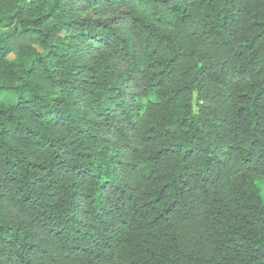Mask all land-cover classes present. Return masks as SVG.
<instances>
[{"label":"trees","instance_id":"16d2710c","mask_svg":"<svg viewBox=\"0 0 264 264\" xmlns=\"http://www.w3.org/2000/svg\"><path fill=\"white\" fill-rule=\"evenodd\" d=\"M48 2L49 0H28L27 3L25 0H0V27L8 29L7 32H0V91L16 96L15 102L0 99V125L15 121L14 127H0V148L4 149L0 151V163L6 166V180L14 182L21 177L30 179L35 176V180L31 181L35 184L37 180L47 181L52 171L51 164L45 165L28 159L15 146L22 141L24 148L31 144L49 153L54 150L53 143L47 138L33 140L39 135L37 130L24 124L23 117L18 119L21 112L29 110L30 104L44 99L39 95L40 85L30 82L38 77L41 69L47 74L46 79H53L57 75L71 77L66 85L71 92L79 91L83 95L92 96L95 89L101 87L100 81L111 73L101 72L97 79L86 78L96 71L95 65L99 64V60L93 59L92 64L79 61L100 48H112L110 56H115L116 59L104 64V68L115 67L117 78L122 79L119 80V85L113 84L104 89L106 102L95 113L102 117V121L94 122L96 128L101 123L114 127V122L119 123L120 120L125 121L126 126L134 127V120L141 115L145 105L149 109L155 105L153 90L165 83L166 78L175 70L178 59L189 61L190 68L186 74L196 81L206 79L210 85H223L225 89L239 85V81L230 85L226 80L229 68L227 60L215 59L205 64L204 56L208 54L196 55L195 49L168 55L182 47L180 43L174 42L173 32L183 41L203 38L200 42H207L210 47L222 48L239 44V50L234 55L237 59L243 58L245 62L238 68L232 66V71L245 83L238 91H221L214 97L221 105H227L231 101L237 118L219 117L216 126L241 129L243 140L229 147L234 152L239 151L243 162L250 164L264 157V7H260L261 0H144L154 6V11L148 14L152 22H146L143 17L132 15L131 12L128 21L131 35L143 37L147 41L142 46L131 44L123 35L105 36L95 30L89 32L84 21L66 19L69 11L66 5L72 3L75 6L74 0H54L52 8L45 11ZM249 14L250 20L245 24V17ZM96 27H100L99 23ZM242 33L254 34L243 36ZM150 44L154 46L150 51L144 52ZM12 51L17 53V60L7 58ZM141 53L149 57L143 67L136 62ZM46 60L54 61L55 66L44 67ZM3 65L8 67L5 69ZM17 66L19 74L13 71ZM55 84L61 87L65 85V81L57 80ZM199 87L203 85L199 84ZM33 88L36 91H31ZM125 89L128 90L127 99L136 101L134 105H125L119 99L125 95ZM174 91L178 98L181 90ZM194 95L198 97V92H194ZM205 96L207 97V90ZM100 99L97 95L92 102L98 103ZM172 99L169 97V100ZM64 102L66 97L53 96L51 107L44 111L31 110L32 120H39L47 115L49 127H63L64 122L72 116V113L57 106ZM80 102L75 98L70 101L73 108ZM181 107L191 111V104ZM200 110L207 111L206 120L212 118L213 110H210L209 105H201ZM187 119L188 116L181 119L182 126H186L183 121ZM74 135L83 136L85 140H91L97 145L106 143L105 137L89 131L87 127L78 126ZM32 155L29 151L28 156ZM62 155L63 153L56 154L57 158ZM77 155L90 159L92 154L85 152ZM56 163L63 161L56 159ZM38 173L42 175H37ZM258 181L264 184V176L251 170L249 178L243 182L246 187L236 190L238 196H217L214 201L217 206L209 210L203 222L197 224L195 235L183 238L179 243L177 237L180 233L176 228L188 223V218L178 208L171 207L177 201L173 200L169 204L160 192L153 193L141 202L138 197L134 198L129 188L114 190L115 198L119 201L115 206V215L107 207L108 198L101 199L103 192L107 191L104 184L95 192H73L72 195L77 200L72 205V212L59 222L57 230L64 232L69 239L81 242L72 245L64 258L67 260L70 256H91L89 241L95 238L103 240L105 246H110L109 240L115 242L119 239L115 229L123 231L128 228L140 234L146 243L149 240L153 244L167 240L168 243L159 256L165 260L174 258L179 264H264V199L257 186ZM21 190H24L23 187ZM112 194L109 192V195ZM49 195L53 193L50 192ZM13 229L20 230L18 225L0 223V241L14 244L13 240L7 238ZM189 251L197 255H190ZM150 252L153 249H146V254ZM3 253L4 250L0 249V254Z\"/></svg>","mask_w":264,"mask_h":264},{"label":"clouds","instance_id":"9594fccd","mask_svg":"<svg viewBox=\"0 0 264 264\" xmlns=\"http://www.w3.org/2000/svg\"><path fill=\"white\" fill-rule=\"evenodd\" d=\"M27 2L28 0H25V3ZM53 2L54 0H49L45 11L52 8ZM74 3L75 6L72 3L66 5L69 11L65 18L84 21L89 32L95 30L105 36L123 35L133 45L142 46L147 43L143 37L131 35L129 12L143 17L146 22H152L148 15L154 11L152 3L144 0H74ZM260 7H264V0H261ZM249 20L250 14L245 17V24ZM98 23L99 28L96 27ZM7 31L8 29L0 27V32ZM251 34L242 33L243 36ZM173 36L174 42L180 43L182 47L168 55L195 49L196 55L208 54L204 56L205 64L215 59L227 60L229 68L226 80L230 85L239 81V85L225 89L223 85H210L206 79L196 81L186 74L190 68L189 61L178 59L175 70L166 78L165 83L153 90L152 99L156 101L155 105L151 109L145 105L141 115L135 118L134 127L126 126V122L120 120L119 123L114 122V127L101 123L100 127L96 128L94 122L102 121V117L95 113L106 102L104 89L113 84L119 85V80L122 79L117 78L115 67L104 68V64L116 59L115 56H110L111 47L93 51L79 61L92 64L93 59L99 60V64L95 65L96 71L86 78L97 79L101 72L111 73L100 81L101 87L96 88L92 96L83 95L79 91L71 92L66 86L71 77L57 75L53 79H46L47 74L42 69L38 77L30 81L40 85L39 95L44 99L30 104L29 110L21 112L18 119L23 117L24 124L37 130L39 135L33 140L47 138L53 143L54 150L49 153L31 144L24 148L22 141L15 146L28 159L45 165L51 164L52 171L44 182L37 180L33 184L31 181L35 180V176L30 179L21 177L9 182L4 177L6 166L0 163V223H12L20 229H13L7 237L8 240H13L14 244L0 241V249L4 250V253L0 254V264H89V261H92V264H179L174 258L165 260L159 256L167 245V240L163 243L157 241L155 244L149 240L146 243L140 234L128 228L123 231L115 229L119 239L115 242L109 240L110 246H105L103 240L95 238L89 241L91 256H70L66 260L64 257L68 249L81 242L69 239L64 232L57 230L59 222L71 214L72 205L77 200L72 193L95 192L104 184L107 191L103 192L101 199L108 198L107 207L112 209L115 215V206L119 201L115 198L114 190L129 188L134 198L138 197L141 202L153 193L160 192L169 204L173 200L177 201L178 203L171 204V207L178 208L188 218V223L176 228L180 233L177 237L179 243L181 239L195 235L197 224L203 222L209 210L217 206L214 202L217 196H238L236 190L242 186L246 187L243 182L249 178L251 170L264 176V157L250 164L245 163L239 151L234 152L229 147L243 140L241 129L233 130L226 125L216 126L219 117L237 118L234 115L235 106L231 101L227 105H221L214 97L217 92L238 91L245 83L232 71V66L238 68L245 62L243 58L237 59L234 55L239 50V44L217 48L208 46L207 42L201 43L203 38L183 41L175 32ZM152 46L154 45L150 44L144 52L150 51ZM148 59L149 57L141 53L136 62L143 67ZM52 66H55L54 61H45L44 67ZM3 67L6 69L8 66ZM13 71L19 74V66L13 68ZM57 80H64L65 85L58 87L55 84ZM199 84L203 87L198 88ZM175 89L181 90L178 98ZM127 91L125 89V95L119 99L125 105H134L136 101L127 99ZM194 92H198V97ZM97 95L101 99L98 103H93ZM53 96L66 97V102L57 106L72 113L63 127H49L47 115L35 121L30 115L32 109L44 111L51 107ZM169 97L173 99L169 100ZM74 98L81 101L75 108L70 103ZM184 104H191L190 112L181 107ZM201 105H209L210 110H213L210 120L205 119L207 111L202 112ZM185 116L189 119L184 120L183 124L186 126H182L180 121ZM14 126L15 121L12 124L4 122L0 125L4 128ZM78 126L87 127L89 131L105 137L106 143L97 145L91 140H85L83 136L77 137L74 132ZM0 151L4 149L0 148ZM29 151L33 153L32 156H28ZM85 152L92 154L90 159L77 155ZM57 153L63 155L57 158ZM56 159L63 163H56ZM83 169L90 171H82ZM105 181L108 183L105 184ZM50 192L53 195H49ZM109 192L113 194L109 195ZM29 245L32 247L29 248ZM149 248L153 249V252L146 254V249ZM189 254L197 255L192 251H189Z\"/></svg>","mask_w":264,"mask_h":264},{"label":"rangeland","instance_id":"374dc122","mask_svg":"<svg viewBox=\"0 0 264 264\" xmlns=\"http://www.w3.org/2000/svg\"><path fill=\"white\" fill-rule=\"evenodd\" d=\"M8 59H11V60H17L18 59V55L15 51H12L9 53V55L7 56ZM24 62H26L25 60H23ZM0 99L2 101H5V102H15L16 100V96L15 94H11V93H8V92H2L0 91ZM257 186L263 196V199H264V184L261 182V181H258L257 182Z\"/></svg>","mask_w":264,"mask_h":264}]
</instances>
